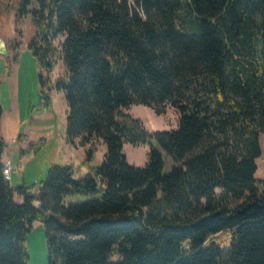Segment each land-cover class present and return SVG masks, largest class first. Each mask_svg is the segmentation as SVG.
Segmentation results:
<instances>
[{"label":"trees","instance_id":"16d2710c","mask_svg":"<svg viewBox=\"0 0 264 264\" xmlns=\"http://www.w3.org/2000/svg\"><path fill=\"white\" fill-rule=\"evenodd\" d=\"M37 1L41 106L62 60L67 142L100 138L106 153L83 177L52 165L34 194L5 180L0 141V264H31L36 221L48 264H264V0ZM134 104L173 106L178 128L149 132L124 112ZM125 143L151 145L145 166Z\"/></svg>","mask_w":264,"mask_h":264},{"label":"rangeland","instance_id":"374dc122","mask_svg":"<svg viewBox=\"0 0 264 264\" xmlns=\"http://www.w3.org/2000/svg\"><path fill=\"white\" fill-rule=\"evenodd\" d=\"M25 2L26 0H0V47L2 41H5L8 51L7 56L0 52V141L5 144L3 159L12 162L10 187L16 189L25 186L35 194L52 165H72L77 178L94 174L95 168L104 160L106 145L100 138L85 145H80L79 139L75 145L67 142L68 105L64 93L55 88L57 79L66 73L62 60L49 73L47 91L52 98V107L45 109L41 106V68L37 57L29 48L38 29L33 10L39 7V3L37 0H30L25 5ZM14 43L19 46L15 61L9 49V45L15 46ZM124 112L140 119L149 132L174 130L179 125V112L171 105H167L163 113H158L144 104L131 105ZM76 144L79 146L75 147ZM152 145L158 148L155 142ZM260 145L262 153L256 160L255 178L264 180V135L260 136ZM90 148L93 155L87 160ZM150 149V144L123 145L127 162L138 167L145 166L149 161ZM162 153L165 172H168L177 163L165 152ZM14 196L15 201L22 202L20 195L15 193ZM89 199L91 197L77 196L68 198L67 202H83ZM223 238L228 239L226 235ZM27 247L32 264H48L45 229L41 222L36 221L29 228ZM114 259L117 257L114 256Z\"/></svg>","mask_w":264,"mask_h":264},{"label":"built area","instance_id":"2783aa9c","mask_svg":"<svg viewBox=\"0 0 264 264\" xmlns=\"http://www.w3.org/2000/svg\"><path fill=\"white\" fill-rule=\"evenodd\" d=\"M3 175L6 181H11L12 162L9 159H3Z\"/></svg>","mask_w":264,"mask_h":264},{"label":"water","instance_id":"95a60500","mask_svg":"<svg viewBox=\"0 0 264 264\" xmlns=\"http://www.w3.org/2000/svg\"><path fill=\"white\" fill-rule=\"evenodd\" d=\"M7 44L5 41H2L1 43V47H0V52L2 55H5L7 56L8 55V51H7ZM1 114H2V109H1V106H0V120H1Z\"/></svg>","mask_w":264,"mask_h":264},{"label":"crops","instance_id":"0c3cea01","mask_svg":"<svg viewBox=\"0 0 264 264\" xmlns=\"http://www.w3.org/2000/svg\"><path fill=\"white\" fill-rule=\"evenodd\" d=\"M77 143H78V142H77ZM77 146H79V144H76L75 147H77ZM3 157H4V156H3ZM17 202H21V200H20V201H17ZM30 258H31V264H32L33 260H32L31 254H30Z\"/></svg>","mask_w":264,"mask_h":264}]
</instances>
